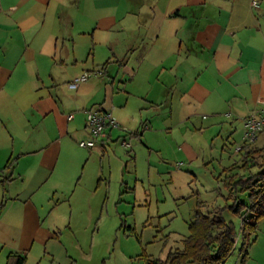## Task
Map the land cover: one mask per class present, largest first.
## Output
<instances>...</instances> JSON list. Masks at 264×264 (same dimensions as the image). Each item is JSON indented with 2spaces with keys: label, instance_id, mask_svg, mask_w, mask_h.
<instances>
[{
  "label": "crops",
  "instance_id": "0c3cea01",
  "mask_svg": "<svg viewBox=\"0 0 264 264\" xmlns=\"http://www.w3.org/2000/svg\"><path fill=\"white\" fill-rule=\"evenodd\" d=\"M263 104L264 0H0L1 264L55 263L48 207L78 185L88 110L118 128L86 149L125 140L128 155L146 147L162 168L195 172L241 164L244 122ZM250 144L264 148V128Z\"/></svg>",
  "mask_w": 264,
  "mask_h": 264
},
{
  "label": "rangeland",
  "instance_id": "374dc122",
  "mask_svg": "<svg viewBox=\"0 0 264 264\" xmlns=\"http://www.w3.org/2000/svg\"><path fill=\"white\" fill-rule=\"evenodd\" d=\"M78 141L73 159L79 165L73 169L80 177L75 192L71 199H50L48 207H53L50 218L58 238L47 246L46 255L54 257V264L164 260L189 235L196 210L213 216L217 209L237 233L234 251L225 264H264V218L257 222L254 234L244 236L240 217L230 209L234 201L227 198L229 177L247 172L233 165L232 160L240 165V156L233 157L232 163H221L222 168L215 162L195 172L186 167L172 171L158 164H163L160 152L146 147L128 155L118 143L102 153L82 148ZM130 141L138 145L136 139ZM239 201L248 202L245 196ZM48 260L47 256L35 258L30 264H47Z\"/></svg>",
  "mask_w": 264,
  "mask_h": 264
},
{
  "label": "trees",
  "instance_id": "16d2710c",
  "mask_svg": "<svg viewBox=\"0 0 264 264\" xmlns=\"http://www.w3.org/2000/svg\"><path fill=\"white\" fill-rule=\"evenodd\" d=\"M250 145L247 142L241 145L242 161L235 165L247 172L233 174L228 181L227 198L234 201L230 209L240 217V232L244 236L246 232L248 236L254 234L257 222L264 218V148H250ZM240 196L247 197L248 202L239 201ZM219 210L213 216L196 210L189 224V235L181 247L170 251L164 260L148 259L147 264H225L234 251L237 233ZM7 261V264H26V257L9 255Z\"/></svg>",
  "mask_w": 264,
  "mask_h": 264
},
{
  "label": "built area",
  "instance_id": "2783aa9c",
  "mask_svg": "<svg viewBox=\"0 0 264 264\" xmlns=\"http://www.w3.org/2000/svg\"><path fill=\"white\" fill-rule=\"evenodd\" d=\"M252 7H259V0H251ZM91 77V74L86 72L80 76L75 77L71 82L68 83L70 89H76L77 86L87 81ZM262 115H264V104L262 107ZM71 119V117H69ZM86 123L90 130L91 138L89 140H83L79 142V146L82 148H93L96 146L98 140H105L107 138L108 128H118V124L108 113H102L95 110H88L86 112ZM264 128V117L259 118L256 114L249 116L244 122V142L252 143L256 139L257 135ZM122 146L125 149L131 147L130 143L123 140ZM241 146L235 148L236 152H239Z\"/></svg>",
  "mask_w": 264,
  "mask_h": 264
}]
</instances>
